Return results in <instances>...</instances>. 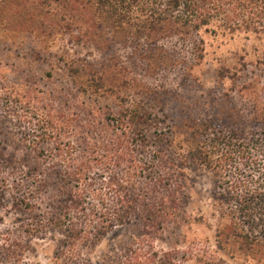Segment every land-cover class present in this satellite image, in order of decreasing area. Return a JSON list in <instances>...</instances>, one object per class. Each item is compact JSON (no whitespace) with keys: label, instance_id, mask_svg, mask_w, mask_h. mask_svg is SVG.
Segmentation results:
<instances>
[{"label":"trees","instance_id":"obj_1","mask_svg":"<svg viewBox=\"0 0 264 264\" xmlns=\"http://www.w3.org/2000/svg\"><path fill=\"white\" fill-rule=\"evenodd\" d=\"M1 8L44 35L75 29L96 53L117 45L149 76L196 65L202 30L264 34V0H3ZM113 61L61 62L83 98L76 114L55 110L54 96L13 95L0 78V104L19 136L0 144V204L23 218L15 234L0 233L1 262L16 264L31 242L46 240L55 262L89 264L109 232L130 226L138 253L127 264H179L154 244L188 219L180 179L196 166L216 181L219 245L264 264V101L226 116L193 103L188 114L198 116L180 127L160 98L148 101L164 84H132Z\"/></svg>","mask_w":264,"mask_h":264},{"label":"rangeland","instance_id":"obj_2","mask_svg":"<svg viewBox=\"0 0 264 264\" xmlns=\"http://www.w3.org/2000/svg\"><path fill=\"white\" fill-rule=\"evenodd\" d=\"M2 1L0 78L13 95L37 98L50 96L51 99L54 96L50 104L55 110L67 112L66 108H69L68 112L76 114L83 107V98L70 86L61 62L79 57L94 61L98 67L108 63L112 57L114 64L123 63L124 78L132 84H141L149 89L164 84V90L153 96L148 95L151 98L148 101L154 104L153 101L160 98L169 113L177 114L180 127L198 116L195 110H192L195 115L188 114L190 104L193 103H196L195 107L199 111L204 104L211 108L219 105L214 109L215 112L226 116L232 111L251 108L248 101L252 98L259 97L264 101V34L230 35L202 30L198 36L202 39L200 46L203 58L196 65L187 71L177 70L149 76L144 65L130 60L129 51L123 53L117 45L100 54L86 45L82 33L75 29L64 32L55 29L45 35L29 30L18 19L8 18L9 15L1 8ZM91 54L96 56L87 57ZM224 96L229 101L222 100ZM3 106V103L0 104V144H7L10 142L7 134L15 135L16 138L19 136L14 129L16 120L7 118ZM12 107L14 111L17 110L15 104ZM180 181L188 198V219L167 227L157 236L154 245L158 254L171 251L179 264H254L255 261L250 258L245 261V257L234 250L235 246L223 242L220 246L218 243L215 231L220 222L216 214V181L212 173L189 166ZM22 220V216L15 214L9 206L0 204V233L9 230L15 234ZM134 236L130 226L114 228L90 252L89 264H127V258L138 253ZM52 246L46 240H35L16 264H59L53 260ZM0 264H4L1 257Z\"/></svg>","mask_w":264,"mask_h":264}]
</instances>
